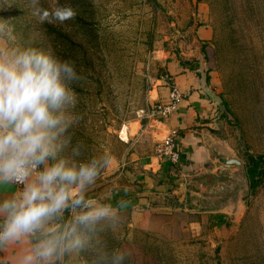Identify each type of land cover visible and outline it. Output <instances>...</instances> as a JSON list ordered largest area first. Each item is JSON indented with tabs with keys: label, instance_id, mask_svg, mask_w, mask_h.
<instances>
[{
	"label": "rangeland",
	"instance_id": "obj_1",
	"mask_svg": "<svg viewBox=\"0 0 264 264\" xmlns=\"http://www.w3.org/2000/svg\"><path fill=\"white\" fill-rule=\"evenodd\" d=\"M60 6L77 15L45 22L50 30L33 15V0H0V19L13 26L19 42L74 63L80 78L70 85L76 103L68 111L75 123L58 159H107L85 198L111 206L112 191L126 190L137 197L139 215L125 205L113 208L116 216L101 221L84 248L65 252L55 264H112L115 254L125 256L123 264H264V182L249 189L244 169L247 154L264 156V0L36 5L50 12ZM173 65L216 90L209 98L211 135L241 163L218 175V169L193 172L187 182L173 183L175 194L142 167L157 144L150 111L168 90L157 80ZM80 211L67 209L50 226L62 227ZM31 238L35 246L40 236Z\"/></svg>",
	"mask_w": 264,
	"mask_h": 264
},
{
	"label": "clouds",
	"instance_id": "obj_2",
	"mask_svg": "<svg viewBox=\"0 0 264 264\" xmlns=\"http://www.w3.org/2000/svg\"><path fill=\"white\" fill-rule=\"evenodd\" d=\"M37 3L33 0V15L40 24L77 15L71 6L50 12ZM79 78L73 62L19 42L13 26L0 19V184L23 185L13 198L0 201V246L40 236L19 264H55L65 252L84 248L88 234L116 216L111 206L85 198L107 159H58L70 143L66 133L75 117L68 110L76 103L70 85ZM70 208L81 211L62 227L50 226ZM124 259L115 254L112 264Z\"/></svg>",
	"mask_w": 264,
	"mask_h": 264
},
{
	"label": "crops",
	"instance_id": "obj_3",
	"mask_svg": "<svg viewBox=\"0 0 264 264\" xmlns=\"http://www.w3.org/2000/svg\"><path fill=\"white\" fill-rule=\"evenodd\" d=\"M168 72V75L171 76L182 92L183 100L168 120L162 123L155 122L156 133L158 134L155 141L160 143L170 129H175L178 132L174 147L180 155L178 162L180 167L169 168L168 163L163 162L167 161L166 159L160 160L153 155L146 158V164L142 167L147 171L151 170L149 172L161 183L159 185L161 189L167 193L175 194L176 192L172 187L173 183L177 181L187 182L190 179V174L196 171L203 175L214 174L218 159L222 156L225 158L229 153L225 147H223L224 149L217 147L216 141L211 135L213 134L210 130L211 125L208 123L214 116V103L209 98L216 90L211 92L212 86L199 81L187 67L173 65L172 68H168ZM162 98L163 101L167 98V92L162 93ZM152 124L154 123L152 122ZM212 165L214 169H208ZM179 173L180 175H178ZM141 177L145 181L146 176L141 175ZM181 187L176 188L181 192ZM22 190L13 183L0 184V201L11 199ZM128 196H134V193L115 188L112 191L111 201ZM135 198L137 197L124 202L121 206L125 205L129 209L131 207L133 213L138 216L137 205L139 202ZM2 222L3 220L0 218V223ZM33 247L30 237L0 246V264H19L21 257Z\"/></svg>",
	"mask_w": 264,
	"mask_h": 264
},
{
	"label": "built area",
	"instance_id": "obj_4",
	"mask_svg": "<svg viewBox=\"0 0 264 264\" xmlns=\"http://www.w3.org/2000/svg\"><path fill=\"white\" fill-rule=\"evenodd\" d=\"M157 83L167 87V98L152 107L149 117L154 119L153 122L162 123L177 110L183 100V94L168 74L160 76ZM177 136L178 132L175 129H170L161 142L156 144L155 156L160 160L166 159L171 165H177L180 161V155L174 147ZM13 184L18 189H23V185Z\"/></svg>",
	"mask_w": 264,
	"mask_h": 264
},
{
	"label": "trees",
	"instance_id": "obj_5",
	"mask_svg": "<svg viewBox=\"0 0 264 264\" xmlns=\"http://www.w3.org/2000/svg\"><path fill=\"white\" fill-rule=\"evenodd\" d=\"M42 29L45 30L54 29L49 24L43 23L41 25ZM60 35V33H59ZM168 163V167L171 166L168 161H163ZM245 174L248 182L249 189L254 190L260 184L264 182V156H253L251 154H247L246 163L244 164ZM133 198V196H128L125 198H120L118 200H113L112 208L120 207L124 202L129 201ZM31 238V237H30ZM32 240V238H31Z\"/></svg>",
	"mask_w": 264,
	"mask_h": 264
},
{
	"label": "water",
	"instance_id": "obj_6",
	"mask_svg": "<svg viewBox=\"0 0 264 264\" xmlns=\"http://www.w3.org/2000/svg\"><path fill=\"white\" fill-rule=\"evenodd\" d=\"M240 165L241 163L233 156L231 155L225 156L222 163L220 162L216 163V167L218 169L216 175H218L220 172L225 171L226 169L231 170L233 166L238 167Z\"/></svg>",
	"mask_w": 264,
	"mask_h": 264
}]
</instances>
